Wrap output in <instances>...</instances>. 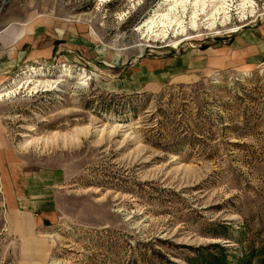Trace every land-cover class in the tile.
Segmentation results:
<instances>
[{
	"label": "rangeland",
	"instance_id": "1",
	"mask_svg": "<svg viewBox=\"0 0 264 264\" xmlns=\"http://www.w3.org/2000/svg\"><path fill=\"white\" fill-rule=\"evenodd\" d=\"M251 2L195 29L187 5L185 31L162 36L143 26L162 0H0V54L16 60L0 83L14 90L0 101V264H203L196 249L257 264L264 0ZM24 208L52 214L34 224Z\"/></svg>",
	"mask_w": 264,
	"mask_h": 264
},
{
	"label": "bare ground",
	"instance_id": "2",
	"mask_svg": "<svg viewBox=\"0 0 264 264\" xmlns=\"http://www.w3.org/2000/svg\"><path fill=\"white\" fill-rule=\"evenodd\" d=\"M162 2L168 3L167 4L169 6V8L167 9L168 13L165 15L163 14L159 15L155 11L152 17L147 18L143 22L144 23L143 26H146V27L150 26L149 28L153 30L154 28L157 29L156 32L160 31L162 33V36L163 34L165 36V34L169 31V29H171V31L176 32V33H182L185 31L184 29L186 27L183 24L184 22L183 17L187 15L186 13L187 5L191 6L190 7L191 12L189 14V17H190L189 22H190V26L193 29L197 28V23L198 21L201 20L200 19L201 15L205 12L206 14L204 15V17L206 18L207 22H213L216 19V17L218 19L220 17H225L228 14L230 15V13H232L233 11H237L238 14L243 15V14H246L248 10H250L249 12H252V9H253V3L251 2V0H240V1L239 0H236V1L235 0H212L213 4L209 12L204 10L206 0H162ZM178 8H181V11L176 12ZM157 19L159 20L157 21ZM175 28H177L176 31H175ZM24 83L27 84V87H25L26 90H29L32 92L37 89V86L33 83L31 77L28 78L26 82ZM31 83L33 87H30ZM82 84H84V82ZM24 85L22 87H24ZM12 89L13 87L5 88V89L0 88V100L12 94L14 92V90L12 91Z\"/></svg>",
	"mask_w": 264,
	"mask_h": 264
},
{
	"label": "crops",
	"instance_id": "3",
	"mask_svg": "<svg viewBox=\"0 0 264 264\" xmlns=\"http://www.w3.org/2000/svg\"><path fill=\"white\" fill-rule=\"evenodd\" d=\"M5 45L9 44L12 45L13 41L10 42L7 41V39H4ZM13 51L10 49L5 55L1 57L0 54V83L5 79L6 75L10 72V69L13 67V63H15V59L12 58ZM1 101V100H0ZM4 138V130L2 126L0 125V141ZM15 179L14 183H5L4 187V195H5V202L8 203L10 206L9 208L13 211H20L21 207H18L20 203L24 204V196H26L28 190H27V178L26 176H13ZM21 181V182H19ZM25 211H28V214L31 215L32 220L34 224H43L48 221L49 216L52 214V209L48 210H38L36 209H29L24 208ZM32 211V212H31Z\"/></svg>",
	"mask_w": 264,
	"mask_h": 264
},
{
	"label": "trees",
	"instance_id": "4",
	"mask_svg": "<svg viewBox=\"0 0 264 264\" xmlns=\"http://www.w3.org/2000/svg\"><path fill=\"white\" fill-rule=\"evenodd\" d=\"M196 257H204L203 264H227L224 261L223 256L220 258L217 256H214L212 253H201L198 249H196ZM163 264H177L175 261L165 258V261ZM195 264V263H192ZM257 264H264V245L260 248L259 251V259L257 261Z\"/></svg>",
	"mask_w": 264,
	"mask_h": 264
}]
</instances>
